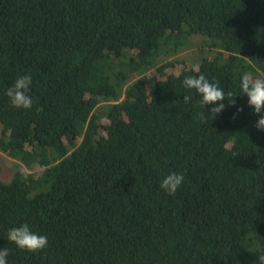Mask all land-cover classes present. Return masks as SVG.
<instances>
[{"label":"trees","instance_id":"obj_1","mask_svg":"<svg viewBox=\"0 0 264 264\" xmlns=\"http://www.w3.org/2000/svg\"><path fill=\"white\" fill-rule=\"evenodd\" d=\"M259 71L264 0H0L8 264H264V129L239 95ZM25 73L33 105L13 108ZM199 74L235 104L201 119L212 106L182 85ZM170 170L175 195L159 186ZM23 222L45 249L7 240Z\"/></svg>","mask_w":264,"mask_h":264},{"label":"clouds","instance_id":"obj_2","mask_svg":"<svg viewBox=\"0 0 264 264\" xmlns=\"http://www.w3.org/2000/svg\"><path fill=\"white\" fill-rule=\"evenodd\" d=\"M32 84V75L25 73L19 75L14 83L5 90L4 94L8 97L13 108L31 109L33 105V97L30 95ZM182 85L185 89L195 90L199 96V106L202 109H206L205 106L207 105L212 106L206 113L200 112L201 119H205L207 115H211L214 118L215 115L221 114L225 109V102L232 105L235 104L234 99L231 102L226 100V96H233L231 92L226 93L220 86L219 81L209 79L203 74L185 77ZM239 93L240 96L247 98L248 106L258 115L256 127L264 129V77H251L248 74H243L240 78ZM190 100V96H183L185 103H188ZM241 111V108H237L232 118L235 119ZM184 180L185 177L182 173L170 170L160 180L159 186L160 189L169 195H175ZM7 240L14 243L18 248L33 253L41 251L48 246V236L34 231L28 222H23L9 228ZM8 255L9 249L7 247H0V264H8ZM260 260L264 262V256H261Z\"/></svg>","mask_w":264,"mask_h":264},{"label":"rangeland","instance_id":"obj_3","mask_svg":"<svg viewBox=\"0 0 264 264\" xmlns=\"http://www.w3.org/2000/svg\"><path fill=\"white\" fill-rule=\"evenodd\" d=\"M206 37L205 36H200L198 35L196 37L195 45L200 49V58H203L207 55H210L212 51L210 50V46L205 43ZM189 42V41H188ZM174 43L168 47V49H172L174 47ZM253 74H248L251 77H264V72L259 71V72H252ZM111 101L103 100L101 101L100 105H108ZM99 105V107H100ZM3 126L2 122L0 121V133L2 132ZM15 158H12L11 156L3 153L0 151V178L9 181L12 179V174H13V164L15 162ZM6 163H10V167L6 166ZM14 175V174H13ZM38 191V189H37ZM35 193V191H34ZM32 192V194H34Z\"/></svg>","mask_w":264,"mask_h":264}]
</instances>
